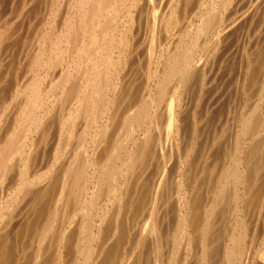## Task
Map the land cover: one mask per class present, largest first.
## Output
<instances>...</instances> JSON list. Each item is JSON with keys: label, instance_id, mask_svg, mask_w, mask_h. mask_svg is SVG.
<instances>
[{"label": "bare ground", "instance_id": "1", "mask_svg": "<svg viewBox=\"0 0 264 264\" xmlns=\"http://www.w3.org/2000/svg\"><path fill=\"white\" fill-rule=\"evenodd\" d=\"M250 1L0 0V264H241L249 245V264H264V214L250 211L264 45L242 59L231 48ZM237 62L238 91L258 85L257 97L249 112L226 107L235 122L219 159L203 131L217 133L226 91L213 83Z\"/></svg>", "mask_w": 264, "mask_h": 264}, {"label": "rangeland", "instance_id": "2", "mask_svg": "<svg viewBox=\"0 0 264 264\" xmlns=\"http://www.w3.org/2000/svg\"><path fill=\"white\" fill-rule=\"evenodd\" d=\"M252 1V2H251ZM250 1V4H251V6H253L252 8H257V10L254 8L253 10H256V15L255 14H253V19L251 18V19H249L248 21H247V23H246V25H244V28L242 27L241 29H239L240 30V33H239V31H237V33L238 34H235V36H233V43H231V48H233V50L232 51H234L235 52V56L239 59V58H241L242 59V57H243V52H244V50H252L253 49V46L254 45H256L257 43H258V45L259 44H261V46L262 45H264V0H251ZM259 1H260V3H259ZM248 2V3H247ZM244 4V5H243ZM248 4H249V0H242V5H243V10H245V9H248ZM247 5V6H246ZM256 5V6H255ZM260 6H261V8H260ZM245 7V8H244ZM156 9H157V7H156ZM261 9V10H260ZM258 11V12H257ZM156 12H157V10H156ZM258 13V14H257ZM255 16H258V17H255ZM263 19V20H262ZM193 20V19H192ZM252 21H253V23H252ZM261 24H262V27L260 28V26H261ZM258 25V26H257ZM255 30V31H254ZM263 30V31H262ZM140 36H143L144 35V33H140L139 34ZM238 37V42L237 43H235V38H237ZM138 44L140 45V47H141V51H142V49H144V44H143V38H140L139 40H138ZM248 45V46H245V45ZM235 45V46H234ZM248 47V48H247ZM235 48V49H234ZM238 48V49H237ZM240 48V49H239ZM247 48V49H246ZM237 49V50H236ZM242 49V50H241ZM254 49H255V46H254ZM241 52H240V51ZM256 50V49H255ZM258 50V49H257ZM140 51V50H139ZM238 51V52H237ZM238 53V54H237ZM238 55V56H237ZM235 57V59H237ZM237 59V60H238ZM235 62H236V60H235ZM238 63V64H237ZM237 63H234V64H237V65H234V66H236V67H234L233 66V68H232V73H231V75H227V76H225L226 78H227V80L230 78L231 80H225L223 77H221L222 76V74L221 73H218L217 74V77L215 78L216 79V81H214V85L216 84L218 87H220L219 85H221V84H223L222 85V88H223V90L224 91H226V94H223V100H222V103L224 104H222L221 103V106H222V108L221 109H217L218 110V112H216V117H215V119H216V124L218 125L219 123H220V125H219V127L218 128H216V129H218L217 130V133H216V135H213V133H212V135H211V131H212V129H213V127L211 128L210 127V129H209V127L208 126H206L205 125V127H206V129H204V131L203 132H205V133H203V136L205 135V136H207V141H208V144L209 143H211L212 142V140H210V139H212L211 138V136L214 138L213 139V142H218V141H220V142H218V144H219V146L220 147H222L223 149H220L219 151H212L213 153H215V152H218V155H214V157H218L219 159H221L222 158V156H223V154H224V149L226 148V141H228L229 139H231V133L233 132V128H234V118H235V116L232 118L231 116H232V114H228V112L229 111H227V109H226V107L228 106L229 107V109L228 110H230V111H232L233 109H235L236 111H234V113L235 112H237V110L239 109V111L242 109V108H244L245 107V111L246 112H249V109H251L252 108V105L255 103V101H256V97H257V90H255V88H256V86H258V85H256V86H254V87H252V89H251V91H249V95H248V98H247V96L246 95H244V96H242L241 95V93H240V91H241V88H240V84H241V74H242V72H241V69H240V65H239V62H237ZM135 66V65H134ZM239 66V67H238ZM136 68V69H135ZM135 68H134V71L136 70L137 72H140L141 70H142V68L139 66V67H136L135 66ZM141 69V70H140ZM234 69V70H233ZM134 71H132L130 74L131 75H129V77H130V79H131V77H133L134 75H136V71L134 72ZM222 71V70H221ZM234 71V72H233ZM133 73H135V74H133ZM237 73V74H236ZM133 75V76H132ZM220 75V76H219ZM208 77V76H207ZM211 77V76H210ZM210 77H208V79L210 80ZM220 77V78H219ZM229 77V78H228ZM240 77V78H239ZM234 78V79H233ZM208 79H205V81L207 82V81H209ZM129 80V78H127V81ZM218 80H219V82H218ZM222 80H225V81H221ZM237 80H239L238 82H237ZM211 81V80H210ZM197 82L198 81H194V89H195V87H196V89L198 90L199 88H197L198 86H196V85H198L197 84ZM221 82V83H220ZM230 82V83H229ZM234 82V83H233ZM240 82V83H239ZM239 83V84H238ZM212 84V85H213ZM219 84V85H218ZM233 86H232V85ZM236 84V85H235ZM238 84V85H237ZM207 85H209V84H206V86H205V88H207L208 89V86ZM212 85L210 86V88H213L212 87ZM231 85V86H230ZM225 87H226V89H225ZM236 90V92H235V90ZM256 89H258V87L256 88ZM229 90V91H228ZM238 90H240V91H238ZM196 91V90H195ZM224 91H222V92H224ZM228 91V92H227ZM238 91V92H237ZM252 91H255V93H252ZM210 92V91H209ZM208 92V93H209ZM235 92V93H234ZM250 92L252 93V94H250ZM196 93V92H195ZM207 93V94H208ZM237 93V94H236ZM230 94V96H228ZM233 94H234V96H235V94L237 95V96H233ZM190 95H191V97H189L188 98V101H189V103H190V100H191V103H190V108L192 109V107H193V102H194V97H192V96H194V93L192 94V93H190ZM189 95V96H190ZM209 95V94H208ZM227 96H228V98H227ZM231 96H233L234 98H235V100H234V98L233 97H231ZM246 96V97H245ZM225 97V98H224ZM227 98V99H226ZM233 98V99H232ZM251 98H253V99H251ZM224 100H225V102H224ZM226 100H227V102H226ZM228 100H230L229 102H228ZM235 103V104H232V103ZM228 103H229V105H228ZM243 103V104H242ZM251 103V104H250ZM238 104V105H237ZM247 105V106H246ZM250 105V106H249ZM235 107V108H234ZM239 107H241V108H239ZM197 109H199V108H197ZM242 114H244V111L242 112ZM218 115V116H217ZM225 115V116H224ZM238 115V114H237ZM229 116V118H227ZM237 117V116H236ZM231 118V119H230ZM233 119V120H232ZM221 120V121H220ZM213 121V120H212ZM226 121H228L227 123H226ZM232 121V122H231ZM204 122V121H203ZM215 123V121H213V126H216V124H214ZM221 123H222V125H221ZM233 125L231 128L229 127L230 125ZM217 127V126H216ZM227 127H228V129H227ZM166 129V128H165ZM165 129H164V131H165ZM211 130V131H210ZM219 130H223L222 132H223V135L222 136H220V135H218V133H219ZM163 131V132H164ZM228 131V132H227ZM212 132H214V129H213V131ZM227 132V133H226ZM209 134H210V136H209ZM216 136V137H215ZM217 136H220V137H217ZM163 137H164V140L163 141H165V133H164V136H162L161 138L163 139ZM229 137V138H228ZM217 138V139H216ZM223 138V139H222ZM162 139H161V141H162ZM225 142V143H224ZM226 150V149H225ZM211 152V153H212ZM175 154H174V152H173V156H172V161H173V163H174V161H175ZM262 156V155H261ZM258 156L257 158H259V159H256L257 161H256V164L254 165V168H255V166H256V170H257V172H256V175H258L257 176V184L255 185V188H254V192H253V198L251 197V199H252V203H251V208H253L252 210H250V211H252L251 212V214L252 213H254V214H252L253 215V219L255 220L256 218H257V216L259 215H261V217L263 216V214H264V208H263V206L262 205H264V170H262V169H264V156ZM262 158V159H261ZM262 160V161H261ZM154 161H159L158 160V158L157 157H155V159H154ZM260 161L261 162H263V164H261L260 163ZM260 166V167H259ZM258 170L259 171H261V173L260 172H258ZM259 173V174H258ZM262 176V177H261ZM258 182H259V184H260V186H258L259 184H258ZM263 184V185H262ZM262 185V186H261ZM259 190V191H258ZM261 191V192H260ZM254 193H255V195H254ZM258 195H261V196H263V197H261V196H258ZM256 197V198H255ZM258 197V198H257ZM152 199L153 198H151V202L149 201V207H147V208H150L151 207V205L153 204V201H152ZM256 199V200H255ZM257 201V202H256ZM262 202V204L261 205H259L260 203ZM227 203V202H226ZM254 204V205H253ZM255 204H257V205H255ZM222 205H225V207L226 206H228V205H226V204H222ZM253 206V207H252ZM256 206V207H255ZM220 207H221V205H220ZM225 207H223L222 206V209L224 210V212H225V214H224V212L221 210V212L223 213H221V215L223 216V215H225V217L223 216V218H222V221H221V223H219V227H217L219 230L220 229H223V230H218V229H216V247L218 248L220 245H221V240H220V238L222 237V244L224 243L225 244V242L223 241V240H225V239H223L224 238V233H223V231L225 230V232H227V230L225 229V228H229V224L227 225V222H225L224 220H226V221H228L229 220V216H228V213H227V211H226V209H228V208H225ZM221 209V208H220ZM262 209V210H261ZM229 210V209H228ZM260 210L261 211H263L262 212V214H261V212H260ZM260 212V213H259ZM144 213H146V211H144ZM258 214V215H257ZM144 215V214H143ZM143 215H142V217H137V218H135V220H136V222H134L133 223V225H132V227H133V229H132V231H131V235L134 233V232H136L139 228H142L143 229V226H144V219H145V216H144V218H143ZM143 218V219H142ZM18 220V219H17ZM17 220L15 221V223H17ZM20 220V219H19ZM140 220V221H139ZM142 220H144V221H142ZM224 222H225V225H224ZM137 224H139L138 226H137ZM223 224V225H222ZM137 226V227H136ZM137 228L136 230L134 229V228ZM221 227V228H220ZM227 228V229H228ZM19 230V229H18ZM21 231H24V230H19V234H16V233H18V232H14V237L15 236H17V237H15V239H17L16 241H15V244H16V246L18 247V245H19V249L16 247V252H20L21 251V248H24V250L26 249V247H27V245H28V240L25 238V236L27 237L28 236V234L26 235L24 232H21ZM228 231H229V229H228ZM21 232V233H20ZM24 233V234H23ZM221 233V234H220ZM219 234V235H218ZM18 235H20V236H18ZM24 235V236H23ZM220 236V237H219ZM23 237H24V239H23ZM218 238H219V240H218ZM19 241V242H18ZM131 241H133V237H131L130 239H129V241L127 242L128 244H131L132 245V243L133 242H131ZM27 242V243H26ZM130 242V243H129ZM218 242H220V243H218ZM127 243H126V245H127ZM22 244V245H21ZM224 244H223V246L221 245L220 247H219V250L217 249V252H218V254H220L221 253V251L224 249ZM131 245H129L130 247H131ZM218 245V246H217ZM251 245H249V247L247 248V252L245 251V253H247V255L246 254H244V259H243V261H242V263L241 264H244V263H246V264H249L250 263V257L252 256V254H251V250H252V246L250 247ZM130 247H128V246H126V250L129 252L130 251ZM195 248H197V246L195 247ZM195 248H194V251H195ZM17 250H19V251H17ZM24 252H26V251H23L22 250V253H24ZM216 252V253H217ZM248 252H249V254H248ZM22 257H20V260L19 261H26L27 260V258H28V253L26 252L25 253V257H23L24 255L22 254L21 255ZM246 256V257H245ZM246 258H247V260H246Z\"/></svg>", "mask_w": 264, "mask_h": 264}]
</instances>
